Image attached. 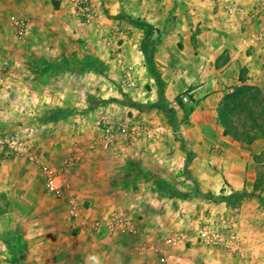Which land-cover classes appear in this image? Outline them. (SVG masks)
<instances>
[{"label": "crops", "instance_id": "1", "mask_svg": "<svg viewBox=\"0 0 264 264\" xmlns=\"http://www.w3.org/2000/svg\"><path fill=\"white\" fill-rule=\"evenodd\" d=\"M94 4L98 20L86 24L71 14L68 0H0V60L11 66L8 83L0 87V132H29L36 159L51 166L75 154L76 163L66 175L70 192L79 205H88L87 214L107 217L116 205L128 204L127 184L132 181L121 186L119 176L123 181L132 176L129 174L139 159L158 161L151 173L178 174V160H184V155L178 151L171 125L159 106L178 120L176 97L194 86L193 98L198 102L192 106L190 127L182 129L188 134L204 133L205 126H214L216 131L214 122L223 96L248 84L247 77H258L256 84L264 93V37L251 41L264 23V0L128 2L132 15L146 12L145 19L155 23L154 30L124 19L126 5L118 11L116 0H94ZM224 4L246 11L256 8L255 17L245 23L239 15L228 14L222 8ZM12 17L24 18L28 23L27 34L21 40L8 27ZM116 27L122 34L112 37ZM145 42L153 48L148 63L140 49ZM118 58L137 70L133 96H127L121 88L123 68ZM100 117L107 121L137 120L148 126H162L165 131L153 141L140 139L129 144L119 140L107 149H89L100 134ZM260 153L240 152L238 189L244 193L252 189L251 175L256 179L264 170ZM228 171L232 172L230 168ZM153 181L141 185L147 210L160 204L153 201L159 191V183ZM260 189H264V183ZM42 191L43 178L36 163L23 157L3 158L0 151V204L5 203L1 198L26 199L27 204H35ZM209 205L206 219L221 222L241 239L245 256L240 260L263 264L264 210L257 195L244 196L235 209L225 203ZM85 212L78 209L79 219L71 224L76 234L67 236L58 252L62 259L50 264H164L163 260L178 264H241L231 257L236 255L192 240L187 248L164 246L168 250L155 252L160 248L150 244L142 251L140 244L123 245L125 237L121 233L95 238L82 228L81 214ZM137 215L141 218L129 216L137 230L143 231V237L153 238L154 233L147 229L157 231L156 222H163L162 218L144 211ZM1 253L0 248V264H11L12 260Z\"/></svg>", "mask_w": 264, "mask_h": 264}, {"label": "rangeland", "instance_id": "2", "mask_svg": "<svg viewBox=\"0 0 264 264\" xmlns=\"http://www.w3.org/2000/svg\"><path fill=\"white\" fill-rule=\"evenodd\" d=\"M158 1L148 0L152 4L158 3ZM145 5H147L146 2ZM122 14L126 20H134L139 25L145 24L149 29H155L153 27L155 23L151 24L150 20H145L146 12L141 11L132 15L126 5ZM241 77L243 78V76ZM247 78L249 83L245 85L244 96V104L247 109H242V112L231 115L227 125H222L216 119L214 122L216 131L214 126H205L202 128L205 130L204 133H185L183 129L190 127L192 106L198 102V99L193 98L194 86H189L178 94L176 97L178 120H175L173 126L171 125L174 142L178 145V151L180 150L184 155V160H178V174L162 172L157 175V173H151L152 168L159 165L158 161L156 159H139L136 161L134 171L129 174L132 176H127L126 181H123L119 176L121 186L132 181L130 183L132 185L127 184L130 188L128 204L120 203L110 211V214L122 213L137 219L141 218L137 213L144 211L158 218L161 217L163 222H156L157 231L147 229V232L154 233L153 238L143 237L141 230L136 236L121 233L125 237L122 240L123 245L140 244L141 247L152 242L153 247L160 248L155 252L165 251L168 249L163 248V238L177 230L184 231L189 235L190 241L185 245V248L189 246L191 240L200 244L194 235V230L199 225L209 223L215 228L224 227L221 222L206 219L210 203L215 205L220 203L221 206H224L223 203H225L226 206L235 209L244 196L254 197L257 195L264 210V189H260L264 183V170L257 175L256 179L251 175L254 182L249 192L244 193L238 189L241 184L239 169L242 166L239 161L240 152L252 154L255 151H260L258 158L264 160V93L256 84L259 80L258 77ZM191 90H194V93L190 96V103H184L182 97ZM163 122L165 121L163 120ZM221 128H228L230 134L219 133ZM144 166L145 170L151 171L144 170V172L142 169ZM229 168L232 172L228 171ZM225 169L227 171H224ZM151 180L161 184L162 189L153 197V201L156 200L160 204H153L151 205L153 209L147 210L148 202H145L144 189L141 193L140 190L142 184L150 183ZM170 190L180 193V195L171 196ZM1 201H5V203L0 204V248L1 254H6L12 260L11 264H50L52 261L56 262L62 259V255L58 252L66 244L67 236L76 234L71 229V224L76 218L70 217V204L66 199L56 198L42 191L39 201L34 202L35 204H27L26 199L19 201L1 198ZM87 207L88 205L80 203L78 209L81 213L85 212ZM81 217L84 223L82 228L89 230L95 238L105 237L92 229V223L103 217L92 216L86 212L82 213ZM78 222L76 220V224ZM160 223L163 224L160 225ZM262 227L264 231V217ZM76 230L78 231V229ZM34 242L37 243L35 246ZM231 257L241 264H251L240 260L239 256ZM262 260L264 262V256Z\"/></svg>", "mask_w": 264, "mask_h": 264}, {"label": "built area", "instance_id": "3", "mask_svg": "<svg viewBox=\"0 0 264 264\" xmlns=\"http://www.w3.org/2000/svg\"><path fill=\"white\" fill-rule=\"evenodd\" d=\"M131 0H116V10L119 11ZM71 14L80 22L86 24H95L98 20L94 0H68ZM222 8L228 14H237L245 23H250L255 17L256 8L246 11L242 7H236L231 4H224ZM146 20V19H145ZM8 27L13 36L21 40L28 30V23L24 18L12 17L9 20ZM122 30L119 27L114 28L111 36L119 37ZM264 37V23L261 31L251 38V41L258 42ZM118 63L122 66V75L120 84L127 96H133L137 90V70L131 65H127L124 60L118 58ZM11 66L9 62L0 60V87H4L9 80ZM194 90L186 92L182 97L184 103H190V96ZM162 126H148L137 120L125 121H107L100 117V134L90 144L89 149L101 147L107 149L119 140H124L129 144H134L138 140L153 141L164 133ZM0 151L3 158L12 156L23 157L38 165L42 178L43 187L47 195L56 198L66 199L70 204L69 214L71 218H78V200L69 190V184L66 181V175L74 167L77 157L75 154L64 159L60 165L51 166L40 160H37L33 152V137L29 132L3 133L0 132ZM92 229L102 235H111L113 233H125L132 236L138 235V230L133 224L132 219L122 213H112L107 217L99 218L92 223ZM196 240L202 246L215 247L222 249L229 254L243 258L245 251L243 243L238 235L228 227L215 228L209 223L199 225L194 230ZM190 241L189 235L184 231H174L163 238V245L169 248L185 246ZM150 245L153 246L152 242ZM147 244L142 245L140 250H144ZM164 264H178L163 260Z\"/></svg>", "mask_w": 264, "mask_h": 264}, {"label": "trees", "instance_id": "4", "mask_svg": "<svg viewBox=\"0 0 264 264\" xmlns=\"http://www.w3.org/2000/svg\"><path fill=\"white\" fill-rule=\"evenodd\" d=\"M135 24H137L140 28L144 27V28H147V30L149 29L148 26L145 24H142V25H139L138 23H135ZM140 49H141L142 54L145 55V58H144L145 62L148 63L149 62L148 57L149 55H151L153 51L152 45L149 44L148 42H145L144 44H142ZM245 88H246L245 86L236 87L234 89H231V92H228L223 96L221 105L217 110V119L222 125H227V121L229 120V117L231 115H234V114L236 115L238 112H242L243 110L247 109L244 104L245 103L244 101ZM159 109L165 115L168 123L173 126L175 122L173 113L166 110L163 106H159ZM248 113L252 115L251 112L248 111ZM227 129L228 128L223 129L222 131L223 135L230 134V130H227ZM158 189L159 190L162 189L161 184H158ZM169 193L171 196L180 195V193L173 192V191L171 192V190ZM224 199L226 200L227 198H224Z\"/></svg>", "mask_w": 264, "mask_h": 264}]
</instances>
